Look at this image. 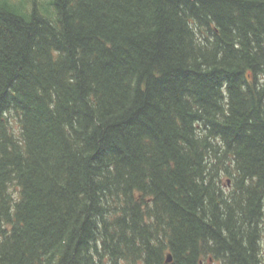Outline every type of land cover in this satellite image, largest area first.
Returning <instances> with one entry per match:
<instances>
[{
  "label": "trees",
  "instance_id": "16d2710c",
  "mask_svg": "<svg viewBox=\"0 0 264 264\" xmlns=\"http://www.w3.org/2000/svg\"><path fill=\"white\" fill-rule=\"evenodd\" d=\"M263 239L264 0H0V264Z\"/></svg>",
  "mask_w": 264,
  "mask_h": 264
},
{
  "label": "water",
  "instance_id": "95a60500",
  "mask_svg": "<svg viewBox=\"0 0 264 264\" xmlns=\"http://www.w3.org/2000/svg\"><path fill=\"white\" fill-rule=\"evenodd\" d=\"M171 259H172V256H171V254L169 253V254H168L167 261H171ZM201 264H202V263H201Z\"/></svg>",
  "mask_w": 264,
  "mask_h": 264
},
{
  "label": "rangeland",
  "instance_id": "374dc122",
  "mask_svg": "<svg viewBox=\"0 0 264 264\" xmlns=\"http://www.w3.org/2000/svg\"><path fill=\"white\" fill-rule=\"evenodd\" d=\"M262 247H263V252H264V239H263V242H262Z\"/></svg>",
  "mask_w": 264,
  "mask_h": 264
}]
</instances>
